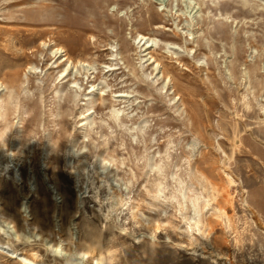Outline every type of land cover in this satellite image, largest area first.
Returning a JSON list of instances; mask_svg holds the SVG:
<instances>
[{
    "label": "rangeland",
    "instance_id": "obj_1",
    "mask_svg": "<svg viewBox=\"0 0 264 264\" xmlns=\"http://www.w3.org/2000/svg\"><path fill=\"white\" fill-rule=\"evenodd\" d=\"M20 256L264 264V0H0V264Z\"/></svg>",
    "mask_w": 264,
    "mask_h": 264
},
{
    "label": "bare ground",
    "instance_id": "obj_2",
    "mask_svg": "<svg viewBox=\"0 0 264 264\" xmlns=\"http://www.w3.org/2000/svg\"><path fill=\"white\" fill-rule=\"evenodd\" d=\"M159 28H162L161 26ZM143 39H147L146 36H142L141 37V40L139 41V43L142 42ZM149 39V38H148ZM148 39L143 43L142 47L144 48L143 51L145 53V56L149 57L148 60H152L151 62L155 63H159V60L158 58L155 57L153 51H150L151 48L154 46V44H150L148 43ZM52 58V57H51ZM53 58L55 59L56 58V61L57 60H61V62L57 65V66H60L62 64H64L65 62H69L70 63H75L76 59L70 54L69 50L67 48H64V47H58L56 50H55V54L53 56ZM71 65V64H70ZM168 70V69H167ZM164 74L168 71H166V69L163 70ZM169 74V73H168ZM68 75L66 74L63 78L67 77ZM62 78V79H63ZM14 253V252H13ZM10 257H15L14 255H9ZM21 258L19 259V261H23L25 262L26 264H35L36 262H34L33 260H31L30 258H26L25 256L22 257L20 256ZM16 258V257H15Z\"/></svg>",
    "mask_w": 264,
    "mask_h": 264
}]
</instances>
